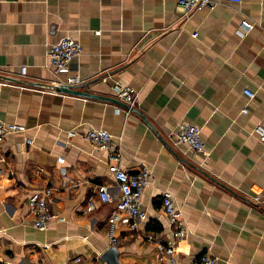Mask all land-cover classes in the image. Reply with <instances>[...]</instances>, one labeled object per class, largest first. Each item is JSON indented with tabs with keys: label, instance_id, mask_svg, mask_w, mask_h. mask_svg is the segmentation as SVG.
<instances>
[{
	"label": "crops",
	"instance_id": "1",
	"mask_svg": "<svg viewBox=\"0 0 264 264\" xmlns=\"http://www.w3.org/2000/svg\"><path fill=\"white\" fill-rule=\"evenodd\" d=\"M212 2L185 18L177 0H0V119L26 127L0 146V264H164V191L188 232L177 264L205 253L215 264H264V146L251 136L264 125V0ZM63 36L83 48L68 72L84 81L78 90L113 101L52 89L46 48ZM113 80L140 92L129 116ZM180 122L200 128L206 160L169 139ZM101 128L119 142L117 160L66 136ZM110 164L151 171L136 230L110 224L115 202L98 199L99 185L115 184ZM46 187L61 221L39 231L27 200Z\"/></svg>",
	"mask_w": 264,
	"mask_h": 264
},
{
	"label": "built area",
	"instance_id": "2",
	"mask_svg": "<svg viewBox=\"0 0 264 264\" xmlns=\"http://www.w3.org/2000/svg\"><path fill=\"white\" fill-rule=\"evenodd\" d=\"M230 1L241 2V0ZM213 6L212 0H177V7L185 18L205 8H213ZM94 34L99 36L100 31H95ZM82 50L80 42L69 36H63L56 43L47 46L45 67L53 77L51 85L54 91L62 86L77 87L84 83L79 75L68 74L70 62L78 58ZM26 72V67L20 68L21 77L26 76ZM62 75H66L65 78H62ZM111 88L115 98L128 107L124 110V114L129 116L132 113V109L138 106L140 92L131 86L121 85L115 80L112 81ZM244 93L249 99H253V92L245 90ZM241 111L242 113L248 112L247 108H242ZM25 131L26 127L23 125L6 123L0 119V146L9 134L23 133ZM66 136L68 138H81L89 143L94 150L107 152L109 158L113 160H117L119 156V142H116L113 135L106 129L82 131L71 129L66 132ZM251 136L264 146V125L256 124L251 131ZM169 139L177 146H185L186 150L195 156L201 155L204 160L208 157L205 143L201 138V130L192 123L180 122L173 132L169 134ZM25 141L27 144L32 142L30 139ZM4 162L5 159L0 157V164ZM57 162L63 164L64 158H57ZM108 171L112 175L115 184L112 186L101 184L97 188V196L101 202H115L114 210L110 214L108 222L115 224L121 220L128 223L131 230H136L139 223L146 218V212L142 208V196L152 184L151 171L148 167L142 166L136 172L129 173L116 164H110ZM251 193L253 200L260 203L261 188L258 186L251 188ZM161 196V209L167 219L170 231L164 244L158 247V261L164 264H177V246L185 239L188 232L175 205L172 193L164 191ZM52 197L53 189L50 187L35 190L28 197L27 207L29 215L33 217L32 225L39 231H47L53 222L61 221L59 216L52 212L50 208ZM94 209L95 203L90 200L86 210L90 212ZM155 239L156 234H148V240L154 241ZM117 243L118 240L113 239L111 245ZM216 260L215 256L205 253L199 256L193 264H215Z\"/></svg>",
	"mask_w": 264,
	"mask_h": 264
},
{
	"label": "water",
	"instance_id": "3",
	"mask_svg": "<svg viewBox=\"0 0 264 264\" xmlns=\"http://www.w3.org/2000/svg\"><path fill=\"white\" fill-rule=\"evenodd\" d=\"M79 86L77 87H68V86H62L59 89H55V91L63 93V94H68V95H73V96H79V97H84V98H94V99H99V100H107V101H113L111 99L108 98H103L100 96H96L93 94H89L86 92H82L78 90ZM117 102V101H115ZM128 107L125 105V109H127ZM132 111H135V109H132Z\"/></svg>",
	"mask_w": 264,
	"mask_h": 264
}]
</instances>
